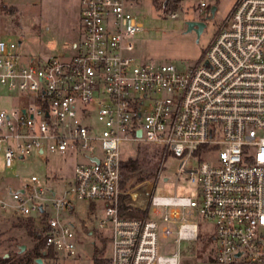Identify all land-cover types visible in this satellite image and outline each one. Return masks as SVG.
<instances>
[{
  "label": "built area",
  "instance_id": "built-area-1",
  "mask_svg": "<svg viewBox=\"0 0 264 264\" xmlns=\"http://www.w3.org/2000/svg\"><path fill=\"white\" fill-rule=\"evenodd\" d=\"M140 1L79 0L66 57L25 59L18 44L0 39L5 169L31 152L81 156L69 181L31 176L12 187L0 179V214L32 221L53 253L41 264L76 254L74 200L100 211L94 230L81 229L105 240L101 264H177L179 245L199 238L212 241L214 264H264V0H232L196 63L183 70L131 55V38L142 31L131 10ZM215 1L155 3L169 18L185 2L207 19ZM125 145L156 149L159 172L167 158L177 159L174 175L187 177L194 198L149 194L140 217L122 212ZM187 160L195 162L190 169ZM170 237L176 252L162 256Z\"/></svg>",
  "mask_w": 264,
  "mask_h": 264
},
{
  "label": "rangeland",
  "instance_id": "rangeland-1",
  "mask_svg": "<svg viewBox=\"0 0 264 264\" xmlns=\"http://www.w3.org/2000/svg\"><path fill=\"white\" fill-rule=\"evenodd\" d=\"M79 0H0V39L18 44V53L25 59L48 58L50 56L66 57L70 53V43L76 40L78 31ZM232 0H216V11L213 18H204L203 11L185 8L177 10L174 18L160 13L155 0H141L131 10L136 20L141 24L142 31L131 38V55L138 61L154 63H171L178 70L193 66L203 49L212 37L220 19L227 13ZM2 7H6L5 10ZM9 9H12L10 13ZM172 9H175L172 7ZM203 22L204 29L199 37L194 32L186 30L188 22ZM1 108H8L7 103L0 101ZM141 152H154L161 164L160 153L151 146L137 145ZM132 145L122 146V152L127 153ZM124 153V154H125ZM81 158L79 154L45 153L38 158L34 152L24 158L15 160L11 169H5L0 155V179L9 183L27 184L31 176L38 180H49V175L56 174L62 181H69L72 167ZM126 157H124L125 159ZM193 160H187L186 169L194 166ZM177 159L169 157L163 167L157 169L154 178L142 183L121 176L120 196L121 206L129 209V215L140 217L141 208L145 206L149 194L161 197L194 198V186L185 175H174ZM163 178L166 180L164 181ZM152 190V192H151ZM127 193V194H124ZM132 195L133 199H130ZM128 200L127 202H124ZM74 205L73 226L76 231V254L66 258L56 259L43 264H92L94 257L101 260L108 254L105 240L97 232L86 236L81 224L94 230L100 211L93 210L91 204L83 201H72ZM143 213V212H142ZM45 214L52 217L53 211L49 202L45 204ZM35 216L34 213H32ZM66 215V214H65ZM24 218L0 214V258L10 253L18 252L19 246H24L22 252L32 245V240L26 234L23 226ZM191 218L189 221H194ZM104 241V242H103ZM99 250V254H94ZM94 251V252H93ZM180 255L177 264H214L213 243L210 239L196 242H183L179 245ZM176 252L173 237L163 242L160 251L162 256L169 257ZM93 254V256H92Z\"/></svg>",
  "mask_w": 264,
  "mask_h": 264
},
{
  "label": "trees",
  "instance_id": "trees-1",
  "mask_svg": "<svg viewBox=\"0 0 264 264\" xmlns=\"http://www.w3.org/2000/svg\"><path fill=\"white\" fill-rule=\"evenodd\" d=\"M174 8V7H173ZM3 10L6 7H2ZM12 13V9H9ZM125 159L121 161V176H125L127 179H133L135 183L139 184L154 178L158 167V160L154 156V152H141V147L133 145L129 148V151L124 154ZM120 210L123 212L126 210L124 206H120ZM140 214H143L142 212ZM23 226L26 229V234L32 240L30 248L23 252H14L0 258V264H34L36 259L47 260L53 257V253L50 250H44L42 238L33 230V223L30 219L23 220ZM104 242V241H103ZM100 251L96 250L95 255ZM102 260H98L94 257L93 264H101Z\"/></svg>",
  "mask_w": 264,
  "mask_h": 264
},
{
  "label": "water",
  "instance_id": "water-1",
  "mask_svg": "<svg viewBox=\"0 0 264 264\" xmlns=\"http://www.w3.org/2000/svg\"><path fill=\"white\" fill-rule=\"evenodd\" d=\"M213 11H214V8L212 7L210 9V12L212 13ZM186 26H187L186 30L188 32H191V31L194 32L195 35H196V37H199V35L201 34L202 30L204 29V23L203 22H188L186 24ZM20 193H21V191H20ZM23 249H24V246H19L18 247V251L19 252H22ZM35 263L36 264H41V260L40 259H37L35 261Z\"/></svg>",
  "mask_w": 264,
  "mask_h": 264
},
{
  "label": "crops",
  "instance_id": "crops-1",
  "mask_svg": "<svg viewBox=\"0 0 264 264\" xmlns=\"http://www.w3.org/2000/svg\"><path fill=\"white\" fill-rule=\"evenodd\" d=\"M124 153L125 152L123 151L122 152L123 158L125 157ZM49 177H50V179L49 180L46 179V181L50 182V183H56L57 181L61 180V178H59L58 175H56V174H51V175H49ZM4 182L7 183L8 185L12 186V187H15V186H17L19 184V183L18 184L17 183L16 184L15 183L12 184V183H9L7 180H4Z\"/></svg>",
  "mask_w": 264,
  "mask_h": 264
}]
</instances>
